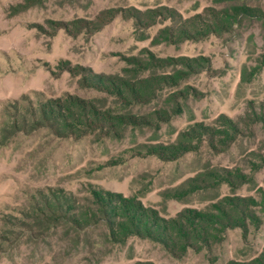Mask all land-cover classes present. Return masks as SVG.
Segmentation results:
<instances>
[{
  "label": "rangeland",
  "instance_id": "obj_1",
  "mask_svg": "<svg viewBox=\"0 0 264 264\" xmlns=\"http://www.w3.org/2000/svg\"><path fill=\"white\" fill-rule=\"evenodd\" d=\"M87 78L144 94L121 101ZM74 100L143 124L69 135L40 112ZM93 190L165 218L252 197L256 218L170 252L52 213L54 200L86 208ZM263 200L264 0H0V264L247 262L264 251Z\"/></svg>",
  "mask_w": 264,
  "mask_h": 264
},
{
  "label": "trees",
  "instance_id": "obj_2",
  "mask_svg": "<svg viewBox=\"0 0 264 264\" xmlns=\"http://www.w3.org/2000/svg\"><path fill=\"white\" fill-rule=\"evenodd\" d=\"M86 81L101 91L112 90V93L126 101L129 93L131 96H143L142 85L132 87L124 81L117 82L108 78H96ZM94 84V85H93ZM126 90V91H125ZM71 105V106H70ZM40 112L47 117L52 114V124L59 132L69 135L78 134L91 128H111L117 124H143L140 118L132 114L124 116H110L107 111L101 110L97 105L79 100L70 101L68 105L50 104L40 107ZM46 112V113H45ZM163 156V155H162ZM194 178H189L186 183L191 184ZM91 205L86 208L69 213L66 208H71L65 201L54 200L50 208L57 214V220L63 219L74 229H81L89 224L102 222L106 225L109 236L117 241L125 235L133 234L149 238L161 243L170 252H184L187 247L210 245L213 240V229L223 220L231 226L246 227L247 221H254L255 214L252 206L255 203L252 197H225L221 204L216 205V213L198 211L185 208L176 217H162L158 211L143 205L136 197H124L118 193L100 192L93 190ZM264 204V200L262 201ZM66 211H65V209ZM75 208V207H74ZM68 212V215H66ZM230 264H264V251L250 261Z\"/></svg>",
  "mask_w": 264,
  "mask_h": 264
}]
</instances>
